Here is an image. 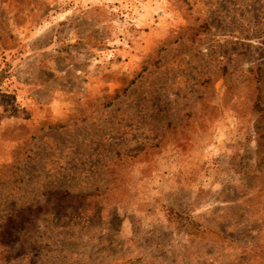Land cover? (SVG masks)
Here are the masks:
<instances>
[{
  "label": "rangeland",
  "instance_id": "1",
  "mask_svg": "<svg viewBox=\"0 0 264 264\" xmlns=\"http://www.w3.org/2000/svg\"><path fill=\"white\" fill-rule=\"evenodd\" d=\"M0 264H264V0H0Z\"/></svg>",
  "mask_w": 264,
  "mask_h": 264
}]
</instances>
